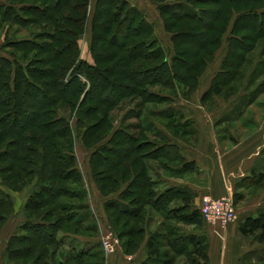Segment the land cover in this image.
Returning <instances> with one entry per match:
<instances>
[{
  "label": "trees",
  "instance_id": "obj_1",
  "mask_svg": "<svg viewBox=\"0 0 264 264\" xmlns=\"http://www.w3.org/2000/svg\"><path fill=\"white\" fill-rule=\"evenodd\" d=\"M158 9L174 20L201 24L188 27L184 23L174 30L173 53L160 44L144 12L128 0H0L1 20L12 19L3 37L7 41L5 49L12 50L6 51L2 45L6 53L0 54V226L14 209L10 192L36 179L24 204L25 219L7 241L4 264H49L53 256L49 247L61 246L65 233L77 235L79 229L97 232L86 182L77 164V137L91 152L90 179L105 198L108 224L120 240L126 239L122 241L125 254L138 249L147 238V221L117 231L109 211L117 219L142 215L154 219V213H160L157 229L147 238L148 257L142 264H174L176 256L195 257L208 264L206 236L185 232L178 226L206 225L199 206L168 208L177 195L191 203L189 189L173 186L162 191L150 173L153 161L179 160L176 143L161 131L155 132L146 117L145 123L127 124L138 132L124 129L123 138L117 139L119 132L113 138L103 132L110 120L108 111L122 100L139 97L140 106L163 103L170 95L155 91L157 85L175 89L182 84L193 90L190 84L198 83L209 63L202 53L212 59L214 47L224 39L229 46L222 70L204 97L220 95L231 86L239 75L243 76L240 71L256 43L263 40L264 46V0H171L159 4ZM162 19L165 29L174 27L167 22L165 25ZM88 23L92 61L82 57L80 46ZM230 24L232 28L228 29ZM227 30L230 35L226 38ZM130 37L137 40L129 43ZM137 62L138 67L133 68ZM254 66L250 78L264 77V60L259 59ZM152 112L166 118L175 116L165 110ZM127 115L138 119L142 112L132 108ZM92 117L95 120L91 121ZM186 125L179 122L178 128ZM122 166L127 187L114 193L120 180L108 171ZM247 178L250 182L255 178L262 181L264 172L253 171ZM111 184L115 187L108 190ZM236 196L233 194L234 204ZM240 231L263 242L264 215L247 217ZM92 249L72 250L81 257Z\"/></svg>",
  "mask_w": 264,
  "mask_h": 264
},
{
  "label": "crops",
  "instance_id": "obj_2",
  "mask_svg": "<svg viewBox=\"0 0 264 264\" xmlns=\"http://www.w3.org/2000/svg\"><path fill=\"white\" fill-rule=\"evenodd\" d=\"M132 3H134L133 0ZM135 5L138 6L136 3ZM224 43H228L226 39L222 45ZM227 48L228 46L225 47V54L220 60V56L216 53L211 60L212 66L210 62L208 63L200 79V87L195 92L189 95L179 94L177 101L181 103L183 119L191 125L188 131L184 130L179 135L169 134L170 141L178 146L179 160H172L169 163L153 161L150 173L159 183L158 188L162 191L173 186L189 189L192 195L191 203L177 195L169 202V209L185 206V204L200 206L205 194L215 197L237 194L235 202L237 220L225 230L208 224L198 228L188 225L192 226V230H187L185 225H181L182 223L178 226L185 232H200L206 236L211 264H264V241L260 242L255 235H245L240 231V224L247 217L264 215V180L258 182L255 178L253 182H250L247 178L253 171L264 172V96H260L261 93L253 96L256 87H250V74L255 66L244 78L243 87L234 97L221 95L204 97L212 85L213 78L222 70ZM259 79L262 80L263 76ZM249 95H252L251 98L247 97ZM188 137L194 138L189 140ZM78 146H84L83 142L78 141ZM90 154L89 151L86 166L89 179ZM77 164L79 167L78 158ZM83 179L85 182V178ZM86 180L88 182L87 177ZM89 181L91 182V179ZM92 185L94 192L99 196L101 193L96 185L94 183ZM124 185L127 183L124 182ZM31 192V189H25L27 196L22 205L16 196L11 194L14 210L18 208L17 210H20L22 214L20 223L25 219L24 204ZM102 213H105L103 204ZM156 215L161 218L159 212H155L154 216ZM18 225L11 235L18 232ZM158 225L159 223L157 227ZM149 231L148 226L147 238L150 235ZM65 235L76 236L78 239V242L71 246L72 249L81 246V235L65 233L64 238ZM147 238L141 243L136 253H124V259L120 260L116 255L120 253L119 250L109 257V261L111 264H142L148 257ZM61 246L67 245L63 243ZM127 256H132L133 261L130 262Z\"/></svg>",
  "mask_w": 264,
  "mask_h": 264
},
{
  "label": "rangeland",
  "instance_id": "obj_3",
  "mask_svg": "<svg viewBox=\"0 0 264 264\" xmlns=\"http://www.w3.org/2000/svg\"><path fill=\"white\" fill-rule=\"evenodd\" d=\"M92 3L96 2L95 0H91ZM129 1V0H128ZM134 3H132V0L130 2V4L135 5L137 8L141 9L142 12H144V14L146 15V18L153 23L154 25V31L156 33V35L159 38L160 44L167 50V52H170V50H172L173 53V43H172V39H171V34H173L174 30H177L179 28H181L184 23H187L188 27L191 26H200L201 24L198 23H194L192 21H186V19H177L174 20L172 17H170V15L167 13L163 14L161 13V11L158 9V5L159 4H165L171 0H133ZM162 6V5H161ZM198 5V8H215L218 5ZM234 12V10H233ZM232 12V13H233ZM164 15V16H163ZM211 16L210 14L207 16V18ZM222 16V15H221ZM163 18H165V25L166 22L167 24H174V27H172V29H165L164 25H163ZM206 18V19H207ZM12 19H7L5 22L2 19L1 20V16H0V23H1V27L0 28V54L5 55L6 51H11L12 49H5L4 45L6 44V40H4V32L7 30L8 24H12L11 22ZM206 22L208 23L209 20L207 19ZM15 28V27H14ZM231 24L229 25L228 29H231ZM228 32V30H227ZM226 32V38L229 37V32ZM121 38L124 40V35L121 34ZM127 40L129 43L133 42V40H137V38H132ZM90 26L89 23L86 25V30L85 32L81 35L80 38V46H81V55L83 58H85L88 61H92V57L90 54ZM227 40V39H226ZM263 41V40H262ZM262 41L258 43H256L255 49L253 52L248 54V62H246L245 64H243V68H242V72L243 76H238L232 83L231 86H227L225 88L224 91H222V93L220 94L221 96H225V97H234L235 95H237V93L240 91V89L243 87V82H244V78L247 77V75L249 74V71L251 70V68L254 66L255 62L258 61L259 59L264 60V54H263V43ZM228 42V41H227ZM4 47V49L6 51H4L2 49V46ZM217 46V45H216ZM214 47L215 53L212 56V59H214L216 53L218 54L219 60L221 59L222 56H224L225 54V47L229 46L228 43H224V45H218L217 47ZM180 48L184 49V46L180 45ZM186 48V47H185ZM228 51V48L226 49V52ZM19 54H22L20 52H18ZM29 56L30 53H28ZM171 53L167 54L170 56ZM202 56H206L207 59L209 60V62L211 63V60L209 55L206 53H202ZM227 55V54H226ZM209 57V58H208ZM226 57V56H225ZM199 60V59H198ZM196 60V61H198ZM231 61V59H230ZM233 62V61H232ZM234 62H237V60H234ZM139 62L135 63L133 65V68L138 67ZM209 64L206 63V68L207 69ZM210 66H212V63L210 64ZM209 66V67H210ZM259 68H261V66H259ZM211 69V68H210ZM205 70H202L205 72ZM201 71V70H200ZM203 72V73H204ZM202 73V72H201ZM203 74L200 75L199 77V81L198 83H194V84H190V86H193V90L191 88L185 87V85L180 84L176 86L175 89H171V88H167L164 87L162 85H157L155 86L153 89L155 91L161 92L162 94H168L170 95V98L163 102V103H150V104H145V105H139V103L141 102V99L138 97H129L125 100H122L118 105L114 106L113 108H111L108 112L110 113V120L105 128V131L103 132L104 134H108L107 137L112 135V138L114 137V133L115 132H119L117 139L118 138H123L124 135V129H129L128 131L131 133H137L138 131H136L135 128H128L129 125L127 124H136L137 122L143 120V123H145L146 121L144 120V118L146 117L152 124H154L155 127V132L157 131H161L162 133H164L165 135L169 136L170 135H179L180 133H182L184 130L185 132L188 131L191 128V125L188 121H184L183 118H181V114L183 112L182 108H181V103L178 102V98H179V94H183V95H189L192 92H195L198 87H200V79L202 77ZM252 74H250L251 76ZM251 79V83H250V87L254 86V88L256 87V89L254 90L255 93H261L260 96H264V84H261L264 81V77L262 80L259 79V77L257 78L252 76ZM195 86V87H194ZM249 89V88H248ZM195 90V91H194ZM251 90V89H249ZM190 92V93H189ZM79 98V97H78ZM83 99V96H82ZM176 99V100H175ZM140 101V102H139ZM139 105V106H137ZM137 109V110H141L142 115L140 118H136L134 115H127V113L129 111H131V109ZM151 110H165V113L167 114H171L172 112L174 113V117L172 118H166L165 115L159 116L156 113L153 114V112L151 113ZM102 112V110H101ZM127 115L126 117H124V115ZM165 116V117H163ZM95 120V117H92L90 119ZM89 122V121H88ZM179 122H186L187 125L183 128H178V124ZM231 125V124H230ZM153 128V127H152ZM138 130V129H137ZM112 133V134H111ZM121 133V134H120ZM139 134V133H138ZM140 135V134H139ZM149 138H154L157 139V137H153L152 134H148ZM160 138V137H159ZM186 138V137H185ZM189 140H191L194 137H188ZM191 138V139H190ZM78 141H81V138L77 137L76 138V154H77V158L79 161V169L81 170L82 174H83V178H85V182H86V188L88 190V198H89V202H90V209L92 210L93 214H94V220L97 223V232L94 231V233L91 232H85L83 229H79L77 232L78 234L82 235L80 242H81V246L78 248H90L93 247L92 251H90V253L83 255V256H76V254L74 253V251L72 250L73 244L77 243L78 239L72 236H66L64 239V244L67 246H59L58 248H55L54 246L49 247V254H51V252H53L52 254L54 255V257H52V260H50L49 264H92L94 262H102V264H111V262L109 261V257L111 255H107L103 250H102V246L100 244V233L102 231V229L104 228V226L106 224H108L107 220H108V216L104 215L105 213H102V204L105 198H102L101 194L99 196L96 195V193L94 192V186L92 185L93 182L91 183L89 180V172L88 169H86L87 166V160H88V151L86 148H84V146H78ZM95 143V142H94ZM166 162L169 163V160H165ZM124 166V165H123ZM118 167L117 169H115L114 171H108L111 172L115 175L116 178H118V180H120V182H118L119 184L116 185V187L111 184L108 187V190L112 187H115L113 189L114 193H119L124 191V189L127 187V185H124V178L122 176L123 174V170L124 167ZM104 167H100V169H103ZM105 169V168H104ZM110 173V174H111ZM86 177L88 179V182L86 180ZM35 181L36 179H34L33 181H31L29 184H27L26 186H24L21 190L19 191H11L10 193L15 195L16 198L19 200V202H21V205L23 203V201L25 200L27 193L25 194V189L30 190L31 188H33L35 186ZM127 183V182H126ZM107 193H110L108 192ZM63 200H66L65 198ZM18 208H15V210L13 209V212L11 211V213L8 214L6 220L2 223V225L0 226V264H4L5 261V249H6V244L7 241L9 239V237L11 236V232L14 231L16 228V226L21 222L22 220V214L20 210H17ZM17 210V211H16ZM110 214V219L111 222L113 223L114 227L116 228L117 231H124L125 229L130 228L132 225L134 224H140L142 222V220H145L147 222H145V224H147L149 226V233H153L156 229H157V224L161 221L159 216H154V219L149 218L147 215H142L140 218L136 217V218H130V217H124V216H119V219L117 215L113 214L112 211H109ZM148 217V218H147ZM116 218V220H115ZM107 219V220H106ZM127 220V221H126ZM94 222V221H93ZM86 224H90V223H86ZM208 224V223H205ZM181 225H185V227H187V230H192V226H188L186 224H181ZM209 225V224H208ZM212 226V225H210ZM184 227V228H185ZM83 228V225H82ZM220 230L221 227L219 226ZM77 230V229H76ZM153 230V231H152ZM71 233V232H68ZM76 233V234H77ZM148 233V234H149ZM63 233H60V235H62ZM77 234V235H78ZM90 234V235H89ZM89 235V236H88ZM144 236H147V232L145 233ZM143 236V237H144ZM124 237H122V239L120 241V253L116 254L117 258H119L120 260L124 259ZM123 241V242H122ZM133 250V249H132ZM205 250V249H204ZM138 251V249L131 251L130 253H136ZM116 258V259H117ZM193 262H198L200 259L197 258H193V257H186V256H176V258H174V264H191L190 261ZM119 261V260H118ZM211 262L210 259L208 261V264ZM195 264V263H193ZM199 264H207V263H203L202 260L199 261Z\"/></svg>",
  "mask_w": 264,
  "mask_h": 264
},
{
  "label": "built area",
  "instance_id": "obj_4",
  "mask_svg": "<svg viewBox=\"0 0 264 264\" xmlns=\"http://www.w3.org/2000/svg\"><path fill=\"white\" fill-rule=\"evenodd\" d=\"M199 210L206 223L212 226H220L222 230H225L237 220L232 194H225L219 197L205 194ZM100 243L107 255L116 254L119 250V237L109 224H106L100 233ZM127 259L131 261L132 256H127Z\"/></svg>",
  "mask_w": 264,
  "mask_h": 264
}]
</instances>
